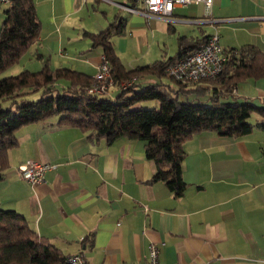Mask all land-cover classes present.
Instances as JSON below:
<instances>
[{
    "label": "crops",
    "instance_id": "crops-1",
    "mask_svg": "<svg viewBox=\"0 0 264 264\" xmlns=\"http://www.w3.org/2000/svg\"><path fill=\"white\" fill-rule=\"evenodd\" d=\"M131 1L137 8V0ZM35 2L42 32L14 75L39 72L48 63L53 70L94 77L104 54L92 47L91 34L106 30L118 16L127 19L128 29L115 46L128 69L151 64L152 54L144 49L158 37L167 39L175 23L207 24L210 32L204 36L218 32L224 50L251 44L264 51V0H214L211 10L203 3L177 7L171 21L106 0ZM202 17L207 20L197 21ZM150 78L136 79V89L153 84ZM121 92L113 86L107 98ZM233 95L264 106V78L240 83ZM59 116L16 131L19 146L10 151V167L0 179V209L24 215L65 256L81 252L88 264H141L155 244L159 264H264V128L240 138L203 132L188 140L187 188L176 196L163 181H152L156 164L143 141H93L90 132L59 125ZM29 159L54 165L44 181L21 178L19 167Z\"/></svg>",
    "mask_w": 264,
    "mask_h": 264
},
{
    "label": "trees",
    "instance_id": "trees-1",
    "mask_svg": "<svg viewBox=\"0 0 264 264\" xmlns=\"http://www.w3.org/2000/svg\"><path fill=\"white\" fill-rule=\"evenodd\" d=\"M4 13L0 27V179L10 167V151L19 146L16 131L54 115H60L58 123L63 127L90 132L93 141L111 144L121 137L143 141L147 157L156 164L152 181H163L176 196L183 195L187 188L183 162L188 140L203 132L240 138L251 134L255 127L264 128V106L241 102L233 95L240 83L264 78V51L254 45L224 50L227 61L214 80L195 85L176 81L177 89L164 83L136 89L134 84L114 99L102 98L89 91L94 82L92 76L69 68L53 70L48 63L39 72L24 70L1 78L38 40L43 27L35 0H12ZM127 29V19L118 16L106 30L91 34L92 47L100 48L109 60L117 84L144 76L168 77L166 69L171 62L209 38L203 36L192 42L180 37L176 55L128 69L113 41L114 36H125ZM59 81H66L67 86L60 89L56 86ZM25 88L33 92L43 89L41 98L26 99ZM180 95L194 96L198 101H181ZM206 97L207 102L203 100ZM8 99L16 104L15 111L11 106L3 108ZM145 100H157L160 107L132 108ZM254 113L261 117L256 124L250 122ZM66 258L58 247L31 228L24 215L0 209V264H63Z\"/></svg>",
    "mask_w": 264,
    "mask_h": 264
},
{
    "label": "built area",
    "instance_id": "built-area-1",
    "mask_svg": "<svg viewBox=\"0 0 264 264\" xmlns=\"http://www.w3.org/2000/svg\"><path fill=\"white\" fill-rule=\"evenodd\" d=\"M11 1L0 0V10ZM106 1L117 4L130 12L165 21L172 20L177 7L203 3L207 10H211L214 2V0H137L144 7L142 9L119 4L113 0ZM226 61L227 57L220 43V35L215 32L205 42L199 44L195 50L171 62L166 72L169 77L182 85H195L204 80L216 79L223 72ZM111 71L109 60L103 56L99 71L93 77L94 82L89 91L93 94L104 95L108 94L109 89L113 86H118L124 91L135 84L136 78L117 84ZM53 167L54 165L51 163L29 159L20 165L19 174L23 180L30 184H37L45 180L46 172ZM63 264H88V260L80 252L67 256ZM141 264H159V248L155 244L150 246L146 260Z\"/></svg>",
    "mask_w": 264,
    "mask_h": 264
},
{
    "label": "rangeland",
    "instance_id": "rangeland-1",
    "mask_svg": "<svg viewBox=\"0 0 264 264\" xmlns=\"http://www.w3.org/2000/svg\"><path fill=\"white\" fill-rule=\"evenodd\" d=\"M118 1H120L122 4H125L126 6H129V3L132 4L131 0H118ZM136 7L144 9V7L138 1H137ZM192 8H195V6L190 7V9H192ZM180 11L184 12L186 10H180ZM202 18L203 19L198 18L197 21L202 23V22H205L207 20L206 17H202ZM4 20H5V13H4V10L2 9L0 11V27H1ZM174 27L176 28V30L170 31V35L167 36V39L166 38L163 39V37L162 38L158 37L155 39L156 42L152 41V45H151L150 49H147V48L144 49L145 53H146V51L150 50L149 56H151L150 54H152V60L150 59L149 61L155 62L157 60L164 59V58L168 59L169 57L176 55V53L178 52V49H179L180 37H184L186 35V37H188V39H186V40L191 39V37L197 39L198 37L201 38L210 32L207 24L187 25V24L175 23ZM117 37H120V36L117 35V36L113 37L114 44H116L115 40ZM122 42H123L122 47L126 48V44H127L126 40H123ZM159 42L161 43V45H159ZM158 53H160L159 56H156V58H154V56ZM15 66L16 65H14L12 68H9L4 73H2L1 78L8 77L9 75H14V73H17V72H15L17 69V68H15ZM150 77H151L150 78L151 81H149L150 83H153V84L164 83V84L170 85L171 87H173L175 89H177L179 87V84L175 80L171 79V77H169V76L168 77H162V78H158L156 76H150ZM145 85H148V84H145ZM59 88L62 89V87H59ZM24 91H28V93L25 94L24 97L26 99H29V100H38L41 98L42 93H43V90H38V91L33 92V91H30L29 88H25ZM108 95L109 94H104V95H100V97L103 98V97H107ZM188 99L191 101H195V102L198 101L197 98L194 96L187 98L184 95H180L181 101H187ZM240 99H241V102L244 100V98H240ZM203 100L207 102V97ZM141 105L143 108H146V109L159 108L160 107V103L157 100H145V101H141V102L137 103L132 108L133 109L138 108ZM10 106L12 107V110H14V111L16 110V104H13L12 100L8 99V100L3 102V108L4 109L9 108ZM258 118H259V115L257 113H254L252 115V117L250 118V122L255 124L258 121Z\"/></svg>",
    "mask_w": 264,
    "mask_h": 264
}]
</instances>
